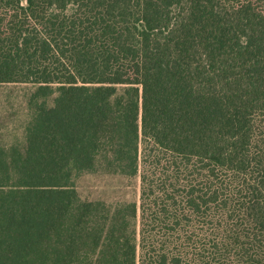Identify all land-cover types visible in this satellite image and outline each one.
<instances>
[{"label":"trees","instance_id":"16d2710c","mask_svg":"<svg viewBox=\"0 0 264 264\" xmlns=\"http://www.w3.org/2000/svg\"><path fill=\"white\" fill-rule=\"evenodd\" d=\"M2 83L35 91L0 264H264V0H0Z\"/></svg>","mask_w":264,"mask_h":264},{"label":"rangeland","instance_id":"374dc122","mask_svg":"<svg viewBox=\"0 0 264 264\" xmlns=\"http://www.w3.org/2000/svg\"><path fill=\"white\" fill-rule=\"evenodd\" d=\"M34 91L35 85L30 83L0 84V143L7 149L25 144L27 127L34 115L31 103ZM52 101L50 97L48 104ZM76 184L81 197L90 200L115 203L138 200L140 195L139 176L99 170L82 174Z\"/></svg>","mask_w":264,"mask_h":264}]
</instances>
